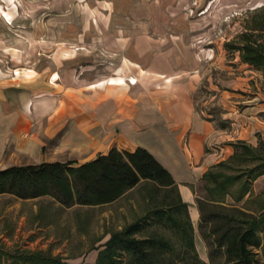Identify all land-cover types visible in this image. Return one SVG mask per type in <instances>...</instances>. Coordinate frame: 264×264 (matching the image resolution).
Wrapping results in <instances>:
<instances>
[{
  "label": "crops",
  "instance_id": "0c3cea01",
  "mask_svg": "<svg viewBox=\"0 0 264 264\" xmlns=\"http://www.w3.org/2000/svg\"><path fill=\"white\" fill-rule=\"evenodd\" d=\"M105 1L109 9L99 18L98 56L114 66V74L81 91L78 103L70 97L78 95L81 81L46 92L9 89L0 98V142L9 138L26 160L13 165L68 160L77 165L112 147L145 148L172 175L195 225L196 199L206 196L203 174L229 158L234 143L255 146L264 140V92L223 91L218 122L194 97L202 59L192 39V0H122L124 6ZM50 62L54 76L69 71L58 64L70 59L54 55ZM253 186L256 194L264 190V174Z\"/></svg>",
  "mask_w": 264,
  "mask_h": 264
},
{
  "label": "rangeland",
  "instance_id": "374dc122",
  "mask_svg": "<svg viewBox=\"0 0 264 264\" xmlns=\"http://www.w3.org/2000/svg\"><path fill=\"white\" fill-rule=\"evenodd\" d=\"M190 8L194 49L202 59L194 97L198 107L221 122L223 110L217 101L223 91L232 92L235 87L264 92V72L243 62L237 48L245 32L256 35L264 46V31L256 29L264 22V0H192ZM108 9L105 0H0V98L12 88L46 92L47 87L62 90L81 81L78 95L70 97L78 103L84 96L81 91H88L102 75L114 74V66L104 64L98 56L100 19H105ZM54 55L70 59L68 64H58L69 69L66 74H50ZM10 141L0 142V169L26 161ZM254 181L242 201L234 203L226 197L225 204L259 214L264 190L256 194ZM156 197L160 201L163 194L155 195L153 187L144 183L100 206L65 207L51 196L21 199L0 193V264H22L19 254L35 251L68 264H94L110 235L143 217ZM199 222L200 218L192 226L200 259L207 264H226L222 250L213 243L211 225ZM152 229L142 235H149ZM158 232L167 237L168 231ZM258 252L264 264V245ZM91 253H95L94 259L88 261Z\"/></svg>",
  "mask_w": 264,
  "mask_h": 264
},
{
  "label": "trees",
  "instance_id": "16d2710c",
  "mask_svg": "<svg viewBox=\"0 0 264 264\" xmlns=\"http://www.w3.org/2000/svg\"><path fill=\"white\" fill-rule=\"evenodd\" d=\"M256 29L264 31V22ZM241 39L237 48L242 61L264 72V46L253 33L245 32ZM233 147L229 158L202 176L207 198L196 200L199 224L211 225L213 243L222 250L226 264H261L258 251L264 245V202L259 214L225 202L226 197L234 203L242 201L250 194L253 181L264 174V140L255 146L238 141ZM141 183L150 184L155 195L163 194L162 199L156 197L143 217L112 233L94 264H207L195 248L187 203L170 172L145 148L112 147L77 165L69 160L44 161L0 169V193L21 199L51 196L65 207L109 204ZM152 227L149 235H142ZM158 230L168 231L167 237ZM19 256L22 264H68L38 251Z\"/></svg>",
  "mask_w": 264,
  "mask_h": 264
}]
</instances>
